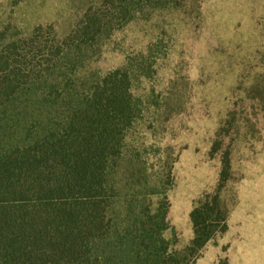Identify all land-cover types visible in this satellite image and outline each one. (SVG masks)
I'll return each mask as SVG.
<instances>
[{
  "label": "trees",
  "instance_id": "trees-1",
  "mask_svg": "<svg viewBox=\"0 0 264 264\" xmlns=\"http://www.w3.org/2000/svg\"><path fill=\"white\" fill-rule=\"evenodd\" d=\"M129 1L121 22L152 0ZM106 20L91 10L67 37L42 26L0 30V264H195L228 230L220 191L205 194L190 214L193 239L177 250V235L165 236L171 168L149 175L132 163L130 182L120 183L139 112L131 76L82 71ZM230 175L226 155L220 187Z\"/></svg>",
  "mask_w": 264,
  "mask_h": 264
},
{
  "label": "rangeland",
  "instance_id": "rangeland-1",
  "mask_svg": "<svg viewBox=\"0 0 264 264\" xmlns=\"http://www.w3.org/2000/svg\"><path fill=\"white\" fill-rule=\"evenodd\" d=\"M124 1L130 3L0 0V30L27 35L42 26L67 37L89 11L104 14L107 29L82 71L96 77L121 69L131 76L139 112L127 134L120 183L130 182L132 163L149 175L171 168L172 230L165 236L177 235V250L193 239L197 201L220 191L228 230L195 264L222 257L264 264V0H152L121 22ZM226 155L231 175L220 187Z\"/></svg>",
  "mask_w": 264,
  "mask_h": 264
}]
</instances>
